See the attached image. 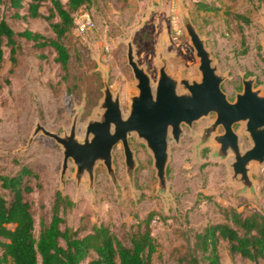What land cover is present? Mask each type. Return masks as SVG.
I'll list each match as a JSON object with an SVG mask.
<instances>
[{
	"label": "rangeland",
	"instance_id": "1",
	"mask_svg": "<svg viewBox=\"0 0 264 264\" xmlns=\"http://www.w3.org/2000/svg\"><path fill=\"white\" fill-rule=\"evenodd\" d=\"M59 1L65 4L67 0ZM48 7L50 4L46 3L40 9L44 17L48 16ZM182 11L205 40L218 72L226 76L222 90L227 98L234 99V94L241 91V79L248 77L256 81L255 88L264 95V0H95L74 16L75 19L79 13L89 14L93 27L80 34L73 22L63 38L69 54L66 78L51 49L41 53L17 37L22 52L13 73H9V51L3 49L0 176L16 175L23 167L32 171L33 175L24 180L32 188L28 200L36 231L40 223L50 222L59 193L67 199L59 207L61 228L77 231L82 237L95 226H108L128 245L130 234L145 226L156 245L153 264H181V256L195 246V234L224 220L222 210L233 208L245 215L264 212V163L252 164L254 193H242L228 179L227 164L231 160L221 162L213 158V144L197 145L200 128L211 123L213 115L191 127H182L177 144L169 140L166 201L156 195L151 155L135 134L129 138L138 164L131 183L125 176L121 144L113 150L117 189L101 164L94 171L91 188L87 177L76 184L71 163L61 185L59 145L38 134L27 147L36 123L62 135L69 130L77 111V135L82 137L86 121L99 116L97 108L103 97L105 75L112 92L120 93L126 116L128 98L137 94L126 58V42L131 35L136 61L145 68L153 85L161 66L157 54L166 58L167 72L172 77L198 81V61L179 20ZM2 12L5 9L0 5V15ZM9 23L15 33L29 30L47 39L55 37L43 18ZM5 80L8 82L4 83ZM234 129L240 133L242 125L237 124ZM240 134L241 147L249 148V139ZM218 254L221 264H253L230 255L224 242H220Z\"/></svg>",
	"mask_w": 264,
	"mask_h": 264
},
{
	"label": "water",
	"instance_id": "2",
	"mask_svg": "<svg viewBox=\"0 0 264 264\" xmlns=\"http://www.w3.org/2000/svg\"><path fill=\"white\" fill-rule=\"evenodd\" d=\"M179 20L198 61V81L172 77L167 72L166 58L157 54L161 66L153 85L145 68L136 61L131 35L126 42V58L137 94L128 98L126 116H123L120 93L112 92L105 75L103 97L97 108L99 116L86 121L82 126V137L77 135L79 111L74 114L69 130L62 135L50 132L36 123L27 147L38 134L59 145L62 153L61 185L65 182L71 163L76 184L79 185L87 177L91 188L94 171L101 164L105 167L111 184L117 189L112 157L117 144H121L125 176L131 183L138 164L129 138L135 134L151 155L157 180L156 195L166 201L169 197V139L177 144L183 132L182 125L191 127L193 123L208 119L213 114L212 122L200 128L197 145L203 147L213 144V158L221 162L231 160L227 164L230 183L237 185L242 193H254L255 183L250 177L252 164L264 163V95L260 90L253 89L251 80L245 81L242 91L230 102L221 89L226 76L218 72L205 47V40L199 36L184 11L180 12ZM262 39L264 44V37ZM237 124L242 125L241 132L249 139V148L241 147V132L233 129ZM218 129L222 132L218 133Z\"/></svg>",
	"mask_w": 264,
	"mask_h": 264
},
{
	"label": "trees",
	"instance_id": "3",
	"mask_svg": "<svg viewBox=\"0 0 264 264\" xmlns=\"http://www.w3.org/2000/svg\"><path fill=\"white\" fill-rule=\"evenodd\" d=\"M94 1L67 0L62 4L59 0H0L5 9L0 15V69L5 62L4 48L9 51V73H13L17 66L18 55L22 52L18 37L41 53L45 49L53 50L56 55L54 61L66 78L69 54L63 38L73 27L77 12ZM46 3L50 7L48 16L44 17L40 9ZM40 18L49 22L54 38L47 39L29 30L15 33L9 23ZM39 58L44 59L42 55ZM32 175L31 170L23 167L16 175L0 176V264H153L156 245L145 226L130 234L128 245L108 226H95L82 237L77 231L61 228L63 221L58 215L59 207L67 199L59 193L56 194L50 222L40 223L36 231L32 205L28 200L32 188L24 180ZM222 212L224 220L221 223L208 225L195 234L194 248L181 256L180 263L221 264L218 246L224 242L230 255L253 264H264V212L254 211L245 215L233 208Z\"/></svg>",
	"mask_w": 264,
	"mask_h": 264
},
{
	"label": "built area",
	"instance_id": "4",
	"mask_svg": "<svg viewBox=\"0 0 264 264\" xmlns=\"http://www.w3.org/2000/svg\"><path fill=\"white\" fill-rule=\"evenodd\" d=\"M74 22L80 34L90 30L93 27V23L89 14L87 13H79V15L74 19Z\"/></svg>",
	"mask_w": 264,
	"mask_h": 264
},
{
	"label": "flooded vegetation",
	"instance_id": "5",
	"mask_svg": "<svg viewBox=\"0 0 264 264\" xmlns=\"http://www.w3.org/2000/svg\"><path fill=\"white\" fill-rule=\"evenodd\" d=\"M251 80V84H252V87H253V89H256L255 88V84H256V81L254 80V79H252V78H243V79H241V91H242V89H243V82H245V81H250ZM223 85V84H222ZM221 89H222V86H221ZM223 91V90H222ZM240 91V92H241ZM240 92H238V93H240ZM237 93H235L234 94V98H235V95H236ZM229 100V99H228ZM234 99H232V100H229L230 102H232ZM210 115H213V114H210ZM209 115V116H210ZM213 118H214V115H213ZM185 125H182V127H184ZM236 125H234L233 126V129H234V127H235ZM234 131H235V129H234ZM218 133H221L222 132V130L221 129H218V131H217ZM169 140H172V139H169Z\"/></svg>",
	"mask_w": 264,
	"mask_h": 264
}]
</instances>
